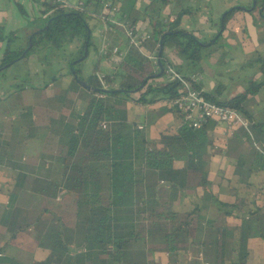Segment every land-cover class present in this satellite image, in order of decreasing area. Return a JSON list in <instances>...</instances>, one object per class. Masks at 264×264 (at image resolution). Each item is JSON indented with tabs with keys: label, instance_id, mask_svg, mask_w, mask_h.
<instances>
[{
	"label": "trees",
	"instance_id": "16d2710c",
	"mask_svg": "<svg viewBox=\"0 0 264 264\" xmlns=\"http://www.w3.org/2000/svg\"><path fill=\"white\" fill-rule=\"evenodd\" d=\"M100 1L87 0V3H94L95 9L40 1L41 15L33 22L35 29L28 34L24 48L12 46L18 40V31L4 35L0 30V43H5L0 73L19 61L23 52H26V58L35 53V49L39 50L38 47L57 51L70 44L78 45V57L65 60L68 67L72 65L74 73L70 74L76 88L69 86L57 96L58 105L53 111L39 114L31 107H25L16 118L0 128V168L17 172L8 209L27 206L31 200L34 201L29 216L16 230L33 226L39 234V247L48 251L44 261L34 264H116L125 252L131 251L145 237L151 250L157 247L171 253L186 250V240L193 234L194 240L190 244H197L196 236L204 233L206 238L202 240L199 237V244L208 246L213 264H224L228 259L224 255L225 248L233 250L232 241H226L233 237V231L218 227L214 221L200 214L206 207L204 202L213 200L203 156L216 141L207 131L213 130L218 122L208 121L196 130L186 126L175 132L169 129L161 135L158 144H152L135 123L127 121L121 105L123 102L140 106L169 102L188 90L202 89L184 75L189 82L187 88L167 79V68L180 70L170 62L164 50L170 49L171 54L184 63L181 68L197 67L203 50L209 55L218 51V42L223 34H218L221 27L214 42L211 40L202 45L191 33L180 29L176 19L163 24L145 9L142 17L152 34V41L146 45L151 46L150 50L155 46L159 50L158 40L163 39L160 55L162 76L152 77L158 72V64L153 65L137 48L128 46L124 37L127 53L112 72L99 77L100 61L104 59L100 54L91 75L84 78L77 67L84 61L85 48L89 50L94 46L89 20L104 19L98 11ZM133 1L126 0L129 7L125 9L126 5H122L120 14L128 22L135 23L139 16L131 12ZM261 1L260 9L264 8V0ZM254 2L258 4V0ZM232 14L233 11L224 13L221 26L225 27ZM251 66L263 76V82L252 84L249 90L230 99H219L223 89L221 85H217L213 93L205 94L209 101L237 111L251 123L249 132L238 130L231 138L244 147L243 154H229L239 173L247 159L250 160L249 171H264V119L255 121L247 104V98L264 85V55H259ZM78 80L93 90L82 87ZM103 83L110 92H95L94 89L102 88ZM77 96L81 103H85L82 114L64 105ZM39 115H42L40 124L36 121ZM29 140L39 142L40 148L36 155L23 159V150ZM176 163H181V167ZM53 164L62 167L59 180L49 178L47 173ZM61 190L71 195L73 207L58 205L50 209L51 199ZM185 194L202 196V204H194L189 213L172 211L174 203ZM217 207L224 216L243 221L237 258L233 264H245L249 254L247 222L239 214L237 204L217 202ZM50 210L51 219H42L43 213ZM248 214L250 217L255 215L257 220L264 218L260 209ZM260 232L262 234V228ZM15 233V230L11 232L10 237L13 238ZM73 249L85 252L71 254Z\"/></svg>",
	"mask_w": 264,
	"mask_h": 264
},
{
	"label": "crops",
	"instance_id": "0c3cea01",
	"mask_svg": "<svg viewBox=\"0 0 264 264\" xmlns=\"http://www.w3.org/2000/svg\"><path fill=\"white\" fill-rule=\"evenodd\" d=\"M125 1L126 0H117L115 2L119 3V8L122 5H126L125 9H128L129 3L125 4ZM141 1L143 2L142 6L139 5V0L133 1L131 12L137 13L139 17L135 23L130 21L131 24L139 26L140 29L146 32H150L151 28L146 26V22L142 17L143 11L147 9V13L155 20L164 21L168 18L176 19L179 22V28L191 33L202 45L210 43L217 35V31L221 27L224 13L233 11V14L228 18L222 31L223 34L218 42L220 47L217 49V52H221V55L227 53L223 68H227L228 70L226 73H229V75L232 73V77L241 78L245 72V68L252 67L251 64L257 57L259 55H264V10L261 11L258 7L259 2L256 4L255 9L252 10L251 7L254 0H184V2H177V0ZM3 5H0V30L4 35L12 31H18V40L12 46H14L15 49L24 48L28 34L35 29L33 22L41 15L42 7L40 0H9L5 5L6 10L2 8ZM87 8L95 9L96 7L93 2H89ZM19 9L20 14L18 13ZM242 9H246L247 11H243ZM88 24L92 31L94 46L87 50V57L79 66L81 68L85 63H88L92 73L93 66L100 56L99 46L103 36L108 39L111 45H117L120 46V48H125L126 46L124 44V34L121 30L113 29L112 27V30L105 32L103 26L104 21L99 19H93ZM245 39L249 41V45H247L246 48L243 46V44L246 43L244 41ZM15 44L19 45L15 46ZM261 45L263 49H261ZM4 48L5 43H0V60ZM145 48L148 51L153 50V48L150 50V45H146ZM77 49L78 45L72 44V48H70L71 52H77ZM262 51L263 53H260ZM217 52H215V54ZM164 53L174 65H184L178 57L171 54L170 49L166 48ZM22 60L23 59H21V61ZM22 62L26 65L27 60ZM22 62L19 60L16 64ZM198 67H200L199 70L195 71V73L189 72V75L196 76V84L200 85L205 93H213L217 86V80L209 78V76L212 77V71L203 68V66ZM239 68L240 76L239 73H237ZM100 69V78L113 70L112 66L105 58L100 61ZM183 69L189 71L190 67L187 69V67L184 66ZM193 69H196V67ZM91 73H87V75H91ZM30 75L31 72H29V70H23L19 75L10 79H5V83L10 89L8 91L9 93L1 98L0 104L4 105V108L8 110L10 115H3V122L0 128L6 126L5 120L16 118L21 110L30 104H26L22 107V98H19V100L16 99L18 97L16 93L19 89L16 87L19 85L17 84L18 81ZM71 79L73 81V77L70 74V79L68 78V81ZM53 82L54 81L48 82L49 86H51ZM69 86L70 85L67 86V83L64 82L63 85L61 84L60 88L67 89ZM22 88L19 95L28 92L27 87ZM263 88H261L260 91ZM245 91H247V89L242 93ZM228 97L229 96L224 95L223 98L219 97V99H228ZM250 97L251 96L247 98L249 114L255 121L263 120L264 113L260 111V108H258V105H256L254 101L251 103ZM130 107L136 109L137 117L136 115L134 116L139 120L129 122L135 123L136 127L141 126V133H143L145 138L152 144H158L161 135L166 134L169 129H171V132H175L183 127L181 116L173 111L166 101H159L144 106L134 104ZM80 109L82 111H78V113L82 114L85 110V103L82 102ZM207 132L211 133L216 139L214 146L208 148L205 152L206 154L203 156L206 162L205 170L208 174L213 200L204 202L206 207L200 214L207 220L214 221L218 227L233 231V237H231V239H226V241H232L231 245L233 250L231 247H227L225 248L226 251L224 254L228 256L224 264H233L237 258L236 249L238 248L240 228L243 221L240 218L230 219L224 216V214L218 210L217 202L228 205L237 204L240 208L239 214L244 216L247 222V248L249 254L245 264H264V218L257 220L254 217L255 215L250 217L248 214L257 209H260L261 212L264 213V171H249L250 160L247 159L243 171L241 173L237 172L229 159V154H243V145L231 139L233 136H227L225 128L220 123H218L213 130ZM25 147L26 150L23 153V159L37 154L30 152V149L35 147V141L29 140ZM241 157H243V155H241ZM175 165L181 167V163H176ZM212 167H214V169L209 171ZM61 170L62 167L60 165L53 164L47 172L49 178L59 180L61 177ZM16 178V171L0 168V264H34V262L44 261L49 253L47 250L39 247V234L33 226L20 231L16 230L20 224H24V219L29 216V211L34 207V201L31 200L27 206L24 205L16 207L15 209H8L9 197L13 191ZM29 193L32 194L31 191H29ZM68 196L69 195L66 194L63 195L64 198H62L65 199ZM56 198L57 195L55 198L51 199L50 209L55 207L53 202L57 201ZM37 199H40L39 195H37ZM201 200L202 196L185 194L183 198L181 197L174 203L172 211L179 214L189 213L193 209L194 204H202ZM70 205L73 207L72 202ZM51 217L52 210L48 213H43L42 219L50 220ZM261 228L262 234L260 232ZM12 230L16 231L13 238L10 237L11 232H13ZM199 237L205 240V233L202 236H196L197 244H190V242L194 240L193 234L186 240V250L182 249L171 253H168L166 250L158 249L157 247L151 250L149 248L148 239L145 237L134 245L131 251L125 252L122 259L116 264H213V256H211L208 246L199 244ZM188 244H190L189 248Z\"/></svg>",
	"mask_w": 264,
	"mask_h": 264
},
{
	"label": "rangeland",
	"instance_id": "374dc122",
	"mask_svg": "<svg viewBox=\"0 0 264 264\" xmlns=\"http://www.w3.org/2000/svg\"><path fill=\"white\" fill-rule=\"evenodd\" d=\"M7 2H9V0H0V5L4 4L2 6L4 10H6L5 5ZM258 2L260 4L262 1L258 0ZM142 3L143 2L139 0L140 6H142ZM18 13L20 14V11H18ZM90 22L91 20H89V23ZM244 41L246 43L243 44V46L244 48H246L247 45H249V41L247 39H245ZM18 45L15 44V46ZM262 47L263 46L261 45V49H263ZM38 48L39 50L35 49L34 51L35 53H30L29 56H27L22 60V61L27 60L26 65L20 60V62L22 63H17L19 65L14 63L15 65L14 64L10 65V67H8L3 73H0V97L3 98L9 93L8 91L10 87L5 83V79H10L16 75H19L23 70H29V72H31V75L27 78H22V80L18 81L17 83L19 85L16 86L17 88L27 87L28 92L19 95L21 91H17L16 95L18 97L16 99L19 100V98H22L23 100L22 107L30 103L26 107H31L33 112L38 111V113L41 114L47 110L53 111L54 108L58 105V103L56 102V98L57 96H60L62 92L65 90L60 88L61 84L63 85V83L66 82L67 86L70 85V87L76 88L72 79L68 81V78L70 79V71L68 64L65 63V60L66 59L68 60V57L76 58L78 57V55L76 54V51L71 52L70 48H72V44L67 45L63 49L57 51H52V50L45 51L41 47ZM260 53H263V51ZM226 58H227V53L221 55V52H217L216 54L214 52L212 55H209L208 51L203 50L201 63L199 65V66H203V68L209 69V71H212V77L209 76V78L216 79L217 80L216 85H221V89L223 88L222 89L223 94H221L220 97L223 98L224 95H227L229 96L228 99H230L231 97L238 96L246 89L249 90L252 84H259L263 82V76L254 66L245 68V72L243 73L241 78L232 77L233 74L231 73L229 75V73H226L228 69L223 68L225 63L222 60ZM77 68L80 70V75L83 76L84 78L90 75V74L87 75V73H91V69H90L91 67L88 66V63H85L81 68L80 66ZM172 68L174 69V67ZM175 68H178L180 70V72L178 73L181 74L182 76L184 75L185 77H189L190 76L189 72L195 73V71L199 70L200 67L197 66L196 69L187 68L189 69V71L181 68L179 65H176ZM237 73H239V76L241 75L240 68L237 70ZM257 77L260 79H258ZM51 81L54 82L51 84V86H49V83ZM263 87L264 85L261 88ZM260 89L256 93L251 95L250 100L251 103L252 101H254V103L258 105V108H260V111L264 113V88L261 91ZM80 93H84V92L80 91ZM78 98L79 96L74 97V99H72L71 101H66L64 105L72 108V110L74 109L78 113V111H82L80 109L82 103L79 101ZM121 105H123L122 111L124 115L126 114L125 116L128 122L139 120L138 118H136L137 117L136 109L134 107H130L134 105L133 103L126 104L125 102H123L121 103ZM3 115L5 116L10 114L8 113V110L4 108V105L0 104V126L1 123L3 122ZM134 115H136V117ZM41 117L42 115H39L38 119L36 120L39 124L42 123ZM8 121L10 120L7 119L4 122L7 123ZM39 148H40V144L37 141H35V147L33 149H30V152L31 153L34 152V154H36L38 153ZM25 150L26 147L23 150V152H25ZM20 151H22L21 148ZM213 169L214 167L210 168L209 171ZM58 194L59 192L57 193V197L59 196ZM62 197L63 195L59 197L60 201L57 200L59 202L57 201L53 202L55 204V207H57L58 205L71 207L70 205V203L72 202L71 195H69L65 199H63L65 196L63 198Z\"/></svg>",
	"mask_w": 264,
	"mask_h": 264
},
{
	"label": "built area",
	"instance_id": "2783aa9c",
	"mask_svg": "<svg viewBox=\"0 0 264 264\" xmlns=\"http://www.w3.org/2000/svg\"><path fill=\"white\" fill-rule=\"evenodd\" d=\"M51 4L69 5L73 4L77 7H88L87 0H40ZM103 13V14H102ZM100 14L104 16V31H110L113 29H119L123 32L124 37L128 41V46L137 48L140 53L148 59L153 65L157 64V46L152 51L146 50V44L152 41V34L140 29L139 26H135L128 22L120 14L119 3L112 0L100 1ZM175 19L168 18L163 21V24L172 23ZM127 47L120 48L117 45H111L108 39L103 36L100 46L99 54H101L114 69L125 57L127 53ZM166 77L168 80H174L181 83L185 88L188 87L189 82L173 68H167ZM191 82H195L196 76H189ZM102 89L108 90L107 85L102 84ZM205 91L203 89L188 90L186 93L181 94L177 98L168 102L171 109L177 112L182 119L183 126L196 130L208 121H215L223 125L226 131V135L232 137L238 130H245L249 132L251 123L243 118L237 111L218 105L211 102L206 98ZM102 128H105L104 123L101 124ZM138 130L142 127L138 126ZM250 134V133H249ZM57 200L62 195H65V191L61 190L58 194ZM85 250L76 251L73 249L71 254L83 253Z\"/></svg>",
	"mask_w": 264,
	"mask_h": 264
},
{
	"label": "water",
	"instance_id": "95a60500",
	"mask_svg": "<svg viewBox=\"0 0 264 264\" xmlns=\"http://www.w3.org/2000/svg\"><path fill=\"white\" fill-rule=\"evenodd\" d=\"M255 6H256V4H255V2H253L251 9L254 10L255 9ZM242 10L243 11H247L246 9H242ZM263 10L264 9L261 8V11H263ZM223 29H224V27L221 26V30L219 31L218 34H221L222 31H223ZM218 34L212 40L213 42L218 38V36H219ZM162 41H163L162 38L158 40V45H159V50H158V55H157V57H158V59H157L158 72H157L156 75H153L152 77H161L162 74H163V69L160 67V55H161L162 50H163V48H162ZM28 48H30V45H29ZM25 55H26V52H23L21 54V56L18 58V60L23 59L25 57ZM86 57H87V48H85V50H84V56H83V58L85 59ZM69 71H70L71 74L74 73V71L72 69V65L69 66ZM78 82L81 84L82 87L86 88L87 90H93L91 87L87 86L82 81L78 80ZM94 91L97 92V93H102V94H106V93L110 92L109 90H105V89H102V88H100V89H94Z\"/></svg>",
	"mask_w": 264,
	"mask_h": 264
}]
</instances>
